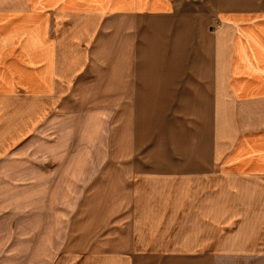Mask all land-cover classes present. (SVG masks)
<instances>
[{"label":"crops","instance_id":"1","mask_svg":"<svg viewBox=\"0 0 264 264\" xmlns=\"http://www.w3.org/2000/svg\"><path fill=\"white\" fill-rule=\"evenodd\" d=\"M109 84L127 238L74 264H264V0H0L12 137Z\"/></svg>","mask_w":264,"mask_h":264},{"label":"rangeland","instance_id":"2","mask_svg":"<svg viewBox=\"0 0 264 264\" xmlns=\"http://www.w3.org/2000/svg\"><path fill=\"white\" fill-rule=\"evenodd\" d=\"M107 88L56 91L55 106L17 140L15 118L0 120V264H74L126 241L118 120L129 108H113Z\"/></svg>","mask_w":264,"mask_h":264}]
</instances>
